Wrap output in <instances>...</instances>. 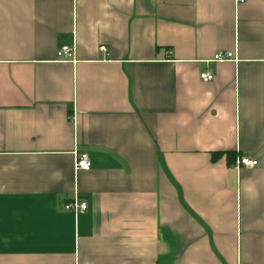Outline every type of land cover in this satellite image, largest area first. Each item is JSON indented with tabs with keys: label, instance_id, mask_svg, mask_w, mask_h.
<instances>
[{
	"label": "crops",
	"instance_id": "crops-1",
	"mask_svg": "<svg viewBox=\"0 0 264 264\" xmlns=\"http://www.w3.org/2000/svg\"><path fill=\"white\" fill-rule=\"evenodd\" d=\"M0 264H264V0H0Z\"/></svg>",
	"mask_w": 264,
	"mask_h": 264
},
{
	"label": "built area",
	"instance_id": "built-area-1",
	"mask_svg": "<svg viewBox=\"0 0 264 264\" xmlns=\"http://www.w3.org/2000/svg\"><path fill=\"white\" fill-rule=\"evenodd\" d=\"M236 1H242V0H236ZM100 49L103 50V47H100ZM73 50H74L73 46L67 44L61 45L57 51V59L61 61L68 60L71 57ZM229 60H234L233 54L232 52H227V51H218L217 53L214 54L212 58L213 62H222ZM200 78L204 81H210L212 80L213 76L208 72H203L200 74ZM74 154H75L74 164H73L74 171L90 170L91 162L88 153L84 151H76ZM234 165L237 168L239 167L252 168L257 165V160L250 159L249 157L244 155H240V156H236L234 160ZM63 207L65 210L70 211L73 214H77L79 212H84L88 206L84 200L80 199L77 195H74L71 199H69L64 203Z\"/></svg>",
	"mask_w": 264,
	"mask_h": 264
},
{
	"label": "trees",
	"instance_id": "trees-1",
	"mask_svg": "<svg viewBox=\"0 0 264 264\" xmlns=\"http://www.w3.org/2000/svg\"><path fill=\"white\" fill-rule=\"evenodd\" d=\"M223 153L222 152H213L212 153V159H217L220 155H222ZM228 156H229V159H233V161L235 160L236 158V155L234 153H231V152H227Z\"/></svg>",
	"mask_w": 264,
	"mask_h": 264
}]
</instances>
